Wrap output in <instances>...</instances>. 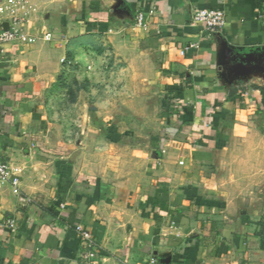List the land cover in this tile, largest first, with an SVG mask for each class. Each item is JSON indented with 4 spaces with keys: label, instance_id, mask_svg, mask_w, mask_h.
I'll return each mask as SVG.
<instances>
[{
    "label": "crops",
    "instance_id": "0c3cea01",
    "mask_svg": "<svg viewBox=\"0 0 264 264\" xmlns=\"http://www.w3.org/2000/svg\"><path fill=\"white\" fill-rule=\"evenodd\" d=\"M0 9L3 28L19 17L32 40L0 52V156L18 176L15 188L0 185V264H82L76 227L95 240L97 264H264V0H0ZM201 9L223 10V27L193 24ZM101 43L126 64L119 94L147 82L175 103L179 130L142 148L123 134L65 138L46 96L63 80L62 59L91 64Z\"/></svg>",
    "mask_w": 264,
    "mask_h": 264
},
{
    "label": "rangeland",
    "instance_id": "374dc122",
    "mask_svg": "<svg viewBox=\"0 0 264 264\" xmlns=\"http://www.w3.org/2000/svg\"><path fill=\"white\" fill-rule=\"evenodd\" d=\"M94 51L96 52L94 62H91L93 67L86 59V62L81 60L75 63L73 59L66 61L63 80L57 84L58 90L46 96L48 115L51 120L60 125L65 138L70 135L81 138L85 132L99 137L101 135L103 138L111 133L123 134L126 137H134L139 141L137 145L142 148L152 138H159V134L165 130H179L174 121V116L179 112L175 103L170 101L172 100L170 97L155 89L152 92H146L143 88L147 86V82L142 83V81L135 85L140 89L136 95H131L129 92L120 95L118 86L121 83L117 73L122 70V67L125 69L126 64L115 60L109 43L108 45L101 43V48L95 47ZM84 57L87 58L88 55ZM145 71L149 72V69L146 67L143 69V72ZM99 73L103 74L101 79H92ZM91 74L94 75L91 76ZM123 83L128 87L132 85L127 81ZM167 98L169 106L172 107L163 109L161 101ZM83 120L91 124L92 132L86 130ZM151 144L150 142L148 145L151 146ZM75 145L78 149L84 147L78 142ZM98 145H100L98 142H92L88 148L94 151L95 146L100 147ZM92 160L100 161V159Z\"/></svg>",
    "mask_w": 264,
    "mask_h": 264
},
{
    "label": "built area",
    "instance_id": "2783aa9c",
    "mask_svg": "<svg viewBox=\"0 0 264 264\" xmlns=\"http://www.w3.org/2000/svg\"><path fill=\"white\" fill-rule=\"evenodd\" d=\"M13 6H15V4H13ZM10 13H13V10H11ZM191 21L193 24L201 25L208 34H213L219 31L223 27L225 16L223 10L220 9H216V10L201 9L195 11L192 14ZM22 22L23 19L16 16H12L10 26H6V28H3L0 25V52L2 51V47L5 44L14 42L16 40L32 42L31 39H26L24 38V36H22L21 26H19V24ZM136 25L143 26V16L141 14H139L136 17ZM45 38L47 40H50V35L49 34L46 35ZM65 62L66 60L62 59V63ZM4 184H9L11 187L15 188L18 184V176L15 170H13L9 166V164H7L0 156V185H4ZM7 225L9 228H12L13 226L12 221H8ZM76 231L79 233V239L82 245V254H81L82 264H97L96 263L97 244L95 240L88 232L81 230L79 227H76ZM139 264H158V263L155 259H149L146 262Z\"/></svg>",
    "mask_w": 264,
    "mask_h": 264
}]
</instances>
